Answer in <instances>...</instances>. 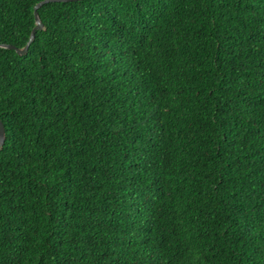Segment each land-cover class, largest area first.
I'll return each instance as SVG.
<instances>
[{"label": "trees", "instance_id": "1", "mask_svg": "<svg viewBox=\"0 0 264 264\" xmlns=\"http://www.w3.org/2000/svg\"><path fill=\"white\" fill-rule=\"evenodd\" d=\"M38 15L0 47V264H264V0Z\"/></svg>", "mask_w": 264, "mask_h": 264}, {"label": "water", "instance_id": "2", "mask_svg": "<svg viewBox=\"0 0 264 264\" xmlns=\"http://www.w3.org/2000/svg\"><path fill=\"white\" fill-rule=\"evenodd\" d=\"M55 1H71V0H40L39 2H37L34 5L35 25H34V27L31 30L29 39L26 42V44L23 47H16V46H14L12 44L0 43V47H4V48H7V49H13L18 54H24L27 51L30 42L33 40L36 30H39V29L43 28V23H42L39 15H38V8L44 3L55 2ZM4 140H5V129H4V125H3L2 121L0 120V146L3 144Z\"/></svg>", "mask_w": 264, "mask_h": 264}]
</instances>
